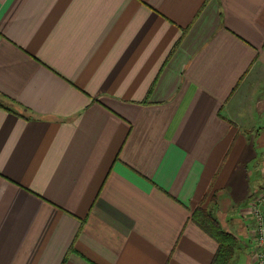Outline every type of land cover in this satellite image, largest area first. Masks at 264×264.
Instances as JSON below:
<instances>
[{
	"label": "crops",
	"instance_id": "crops-1",
	"mask_svg": "<svg viewBox=\"0 0 264 264\" xmlns=\"http://www.w3.org/2000/svg\"><path fill=\"white\" fill-rule=\"evenodd\" d=\"M0 104V264H255L264 0H0Z\"/></svg>",
	"mask_w": 264,
	"mask_h": 264
},
{
	"label": "trees",
	"instance_id": "trees-1",
	"mask_svg": "<svg viewBox=\"0 0 264 264\" xmlns=\"http://www.w3.org/2000/svg\"><path fill=\"white\" fill-rule=\"evenodd\" d=\"M212 202L213 198H210L209 203ZM204 205L205 202L193 212L192 221L217 244L211 264H231L239 246L238 239L225 231L214 215L207 208H203Z\"/></svg>",
	"mask_w": 264,
	"mask_h": 264
},
{
	"label": "built area",
	"instance_id": "built-area-1",
	"mask_svg": "<svg viewBox=\"0 0 264 264\" xmlns=\"http://www.w3.org/2000/svg\"><path fill=\"white\" fill-rule=\"evenodd\" d=\"M264 204V193L257 196L250 205V215L254 220L253 240L256 246L254 254L255 264H264V219L261 205Z\"/></svg>",
	"mask_w": 264,
	"mask_h": 264
},
{
	"label": "rangeland",
	"instance_id": "rangeland-1",
	"mask_svg": "<svg viewBox=\"0 0 264 264\" xmlns=\"http://www.w3.org/2000/svg\"><path fill=\"white\" fill-rule=\"evenodd\" d=\"M264 193V191L262 192V194ZM253 202H254V200H253ZM206 206L207 205H205V206H203V208H206ZM262 213H263V211H262ZM216 218V217H215ZM217 219V218H216ZM219 220H220V218H219ZM217 221H218V219H217ZM254 224H255V222H254ZM252 232H254V229L252 230Z\"/></svg>",
	"mask_w": 264,
	"mask_h": 264
}]
</instances>
